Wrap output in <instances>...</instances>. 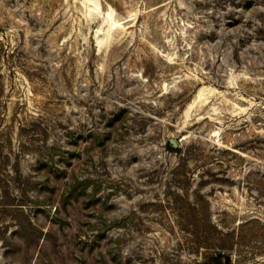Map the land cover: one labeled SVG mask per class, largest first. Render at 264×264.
<instances>
[{
    "label": "rangeland",
    "instance_id": "rangeland-1",
    "mask_svg": "<svg viewBox=\"0 0 264 264\" xmlns=\"http://www.w3.org/2000/svg\"><path fill=\"white\" fill-rule=\"evenodd\" d=\"M214 257L264 264V0H0V264Z\"/></svg>",
    "mask_w": 264,
    "mask_h": 264
},
{
    "label": "water",
    "instance_id": "water-1",
    "mask_svg": "<svg viewBox=\"0 0 264 264\" xmlns=\"http://www.w3.org/2000/svg\"><path fill=\"white\" fill-rule=\"evenodd\" d=\"M170 142H171V144H172L174 147H177V143H176L174 140H171ZM223 264H228V261H227L226 258H224V260H223Z\"/></svg>",
    "mask_w": 264,
    "mask_h": 264
},
{
    "label": "trees",
    "instance_id": "trees-1",
    "mask_svg": "<svg viewBox=\"0 0 264 264\" xmlns=\"http://www.w3.org/2000/svg\"><path fill=\"white\" fill-rule=\"evenodd\" d=\"M219 258L218 257H214L213 258V264H219Z\"/></svg>",
    "mask_w": 264,
    "mask_h": 264
}]
</instances>
